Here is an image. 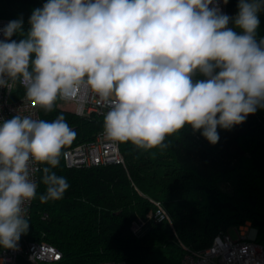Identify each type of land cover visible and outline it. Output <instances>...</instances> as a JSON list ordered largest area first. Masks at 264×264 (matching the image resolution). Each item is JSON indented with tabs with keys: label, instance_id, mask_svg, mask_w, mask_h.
<instances>
[{
	"label": "clouds",
	"instance_id": "9594fccd",
	"mask_svg": "<svg viewBox=\"0 0 264 264\" xmlns=\"http://www.w3.org/2000/svg\"><path fill=\"white\" fill-rule=\"evenodd\" d=\"M237 8L230 16L220 0H47L27 32L22 17L0 28V88L22 86L45 112L87 89L107 109L104 134L140 150L166 149L185 126L215 145L218 127L264 108V0ZM75 136L62 114L0 117V248L18 249L31 201L63 199L70 184L54 169Z\"/></svg>",
	"mask_w": 264,
	"mask_h": 264
},
{
	"label": "trees",
	"instance_id": "16d2710c",
	"mask_svg": "<svg viewBox=\"0 0 264 264\" xmlns=\"http://www.w3.org/2000/svg\"><path fill=\"white\" fill-rule=\"evenodd\" d=\"M46 2L0 0V17H22L27 32L32 10ZM237 4L228 0L227 13ZM259 19L258 40L264 38V16ZM200 77L197 73L194 79ZM38 110L40 119L49 121L62 114L76 133L54 169L70 188L59 201H32L29 230L19 241L56 247L62 256L55 264H182L186 249L207 248L219 232L245 224L256 230L254 241L264 245V108L230 130L218 127L215 145L185 126L167 138L164 150L119 142L123 164L81 168H67L63 152L94 140L104 116H78L57 101L51 112ZM41 175L39 170L38 182ZM43 192L41 183L38 193ZM157 208L165 218L149 217ZM139 217L145 227L135 235L130 226Z\"/></svg>",
	"mask_w": 264,
	"mask_h": 264
},
{
	"label": "built area",
	"instance_id": "2783aa9c",
	"mask_svg": "<svg viewBox=\"0 0 264 264\" xmlns=\"http://www.w3.org/2000/svg\"><path fill=\"white\" fill-rule=\"evenodd\" d=\"M222 11L225 12V4L220 0ZM13 19L0 17V28H3ZM0 32V40H3ZM70 102L74 106L73 112L78 116L90 114L103 115L104 108L85 89L79 96L71 99H60ZM16 112L20 115H30L40 119L38 105L28 99L22 86H14L10 91L0 88V117L11 118ZM64 164L67 168L92 167L106 164H123L119 142L109 139L103 129L95 136L94 140L74 145L63 152ZM40 165L34 166V178L38 181ZM32 203V201H31ZM31 203L26 205L28 216ZM156 220L166 217L162 209L157 208L149 214ZM145 227L143 218H136L130 226L135 235H140ZM236 238L233 239L229 231L219 232L214 236L211 244L201 250L186 249L182 264H264V245L254 241L256 230L245 224L233 229ZM61 252L54 246L44 241L19 242L17 250L0 249V264H55L61 260ZM94 264H128L116 261H101Z\"/></svg>",
	"mask_w": 264,
	"mask_h": 264
},
{
	"label": "rangeland",
	"instance_id": "374dc122",
	"mask_svg": "<svg viewBox=\"0 0 264 264\" xmlns=\"http://www.w3.org/2000/svg\"><path fill=\"white\" fill-rule=\"evenodd\" d=\"M237 11H238V9H237L234 13L229 14V13H227V11H226V5H225V13L229 14L230 16H234V15L237 13ZM259 16H264V12L259 13ZM203 78H204V77H203ZM203 78L200 77L199 79H203ZM197 79H198V78H195L194 80H197ZM57 105H58L60 108H62V109L71 110V111L74 110V106H73L72 103H70V102H66V101H63V100H60V99L57 100ZM166 215H167V214H166ZM234 228H235V227H233V228H231V229L229 230V234L231 235V237H232L233 239L236 238L235 232L233 231Z\"/></svg>",
	"mask_w": 264,
	"mask_h": 264
},
{
	"label": "crops",
	"instance_id": "0c3cea01",
	"mask_svg": "<svg viewBox=\"0 0 264 264\" xmlns=\"http://www.w3.org/2000/svg\"><path fill=\"white\" fill-rule=\"evenodd\" d=\"M1 249V248H0Z\"/></svg>",
	"mask_w": 264,
	"mask_h": 264
}]
</instances>
